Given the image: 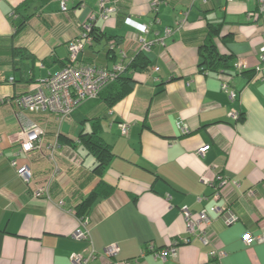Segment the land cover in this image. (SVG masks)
<instances>
[{"label":"crops","instance_id":"crops-1","mask_svg":"<svg viewBox=\"0 0 264 264\" xmlns=\"http://www.w3.org/2000/svg\"><path fill=\"white\" fill-rule=\"evenodd\" d=\"M25 1L0 0V264H71V255L88 258L91 248L95 255L87 264H215L211 251L223 253L220 264H264V61L258 59L264 54V16H249L255 2L159 0L152 9L154 0H71L61 12L59 0H28L11 17ZM101 2L114 8L106 19ZM27 15L33 16L13 38L14 25ZM89 21L100 36L79 55L84 65L111 69L118 61L114 54L133 57L140 39L151 43L143 52L150 63L132 74L131 91L112 106L101 95L85 101L61 122L51 113L17 107V97L60 72L66 44ZM213 27L217 53L230 59L227 71L199 68L200 47ZM160 38L164 46L154 44ZM13 48H24L35 60L14 55ZM238 61L239 73L232 69ZM25 120L44 129L40 148L29 153L13 140ZM92 120L112 153L98 171L78 141L91 132ZM125 123L129 129L122 135ZM20 167L28 169V182L17 173ZM216 176L227 181L218 201L201 181ZM40 188L45 194L36 197ZM88 197L79 215L76 208ZM213 205L230 208L238 220L226 226L209 213V244L203 245L187 233L181 212ZM81 218L88 221L91 243L72 237ZM245 234L263 240L245 244ZM184 239L174 255L154 258ZM109 245L119 250L113 259L104 253Z\"/></svg>","mask_w":264,"mask_h":264},{"label":"built area","instance_id":"built-area-1","mask_svg":"<svg viewBox=\"0 0 264 264\" xmlns=\"http://www.w3.org/2000/svg\"><path fill=\"white\" fill-rule=\"evenodd\" d=\"M71 0H59V6L61 12L68 11V3ZM190 3H193L196 0H187ZM202 3H205L207 0H199ZM228 3L234 0H226ZM254 1L256 4L255 14H249L250 17L254 15L264 16V0H249ZM159 3V0H154L151 8L154 9L155 6ZM101 14L100 16L103 19H106L112 12H114L113 7H105L104 3H100ZM93 21V18L91 19ZM91 21L83 25V28L77 38H74L66 44L67 50V60L63 68L59 73L55 75H50L43 79L35 90L28 94H23L17 97L14 101L22 110L41 113L47 112L55 115L58 122L63 121L67 118L72 111L78 107L81 103L89 100H94L99 97L101 92L109 84L113 83L117 79V74L122 70L121 64L114 65L110 70L104 68H95L93 66L84 65L78 61L79 54L84 49L86 44H90L91 37L89 36L91 29ZM126 24L134 26L141 33L145 34L148 32L145 25H140L135 22H132L131 19H126ZM185 23V18L181 21H178L176 24V29H179ZM171 29L167 28L165 34L169 35ZM154 44L159 46H164L163 39H157L154 41ZM151 43L145 42L143 39L139 40V51H148ZM259 62L264 61V54L260 53ZM233 69L237 73L241 72L243 69V64L241 61H238L233 64ZM256 71H260V67H256ZM223 90L227 89V83H222L221 85ZM235 93L229 91V98L233 99ZM231 119L236 120L238 115L235 111L229 113ZM129 129L127 123L120 124V133L125 135ZM182 132H187V129L182 128ZM44 136V129L40 127L36 122L32 120H25L22 123L21 129L13 136V140L19 144V149L23 153H29L40 148L42 138ZM58 144L57 141L50 146L49 150L55 151ZM205 147L198 151L199 154L204 152ZM17 173L19 176L26 182H28L30 173L26 167L18 168ZM202 183L212 188L213 193L212 197L214 200L218 201L221 197V189L225 186L227 181L222 178V176H216L215 179L209 180L205 177L201 178ZM237 185L236 183H232ZM45 194V188H40L39 191L35 192L36 197H41ZM202 198H198L197 201L200 202ZM209 213L215 214L220 218L226 226H230L237 222V215L228 207H220L218 205H213L209 209H201L196 214H192L189 210H182L181 214L186 223L187 233L189 235H195L203 245H208L209 240L205 236V229L210 224L211 219L209 218ZM88 221L85 218L79 219V229H77L72 237L76 240L86 241L91 243L89 230L87 228ZM261 237L253 238L249 234L243 236V242L249 244L253 241H262ZM188 242V239L182 241H174L170 245L166 246L165 249L160 250L159 252H154V258H159L164 260L166 256L174 255L175 248L181 244ZM118 247L116 245H109L104 249L106 257L113 259L118 253ZM95 251L91 248L90 255L88 258H85L82 255L73 254L70 256L71 264H87L89 260L94 258ZM223 253L217 251H211L209 253L210 258L216 260L215 264H220V259L222 258ZM109 264H129L125 263H116L110 262Z\"/></svg>","mask_w":264,"mask_h":264},{"label":"trees","instance_id":"trees-1","mask_svg":"<svg viewBox=\"0 0 264 264\" xmlns=\"http://www.w3.org/2000/svg\"><path fill=\"white\" fill-rule=\"evenodd\" d=\"M27 2L28 0L25 1L22 5L17 6L14 9L13 13L11 14V17L19 14L20 9L26 6ZM32 16L33 15L23 16L22 21L19 22L17 25H14L13 38L26 27L27 21L30 20ZM217 33H218L217 28L213 27L210 30L209 34L207 35L204 43L200 47L199 51H200L201 62L199 68L201 69V71L206 70V71L220 72L223 70L227 71L231 68L229 63L230 60L229 57L219 55L215 49V44L213 39L217 35ZM89 36L91 37V41L99 38L100 36L98 31L94 28L93 24L91 25ZM109 39L111 40V37H108V41H110ZM90 44H92V42ZM108 48L110 52L115 53L114 43L112 44L111 41ZM14 50L16 52L14 51L15 54L14 53L13 54L16 55V53H19L20 58H24V57L30 58L32 63L35 60L31 56V54H29V52L28 54H25V52H23L26 51L24 48L23 49L15 48ZM114 56L118 59L115 65L121 64L122 70L118 72L117 79L113 83L105 87L103 92H101L100 94L101 95L100 97L105 103H107L108 106H112L113 104L121 100L124 96H126L128 92L131 91L134 84L132 74L137 71H143V69L146 68L147 65H149L150 63L147 60V58L144 56L143 51H137L133 57H127L124 51H120L116 55L114 54ZM78 61H81L80 58H78ZM13 65H14V59H13ZM239 120H242V118L240 117ZM91 123H92L91 132L86 134H81L79 136L78 141L93 156L96 163V166L93 171H98L107 165L112 153L110 147L102 140L101 136L97 131L98 122L96 120H92ZM89 200H90L89 197L86 198L76 208L77 209L76 211L79 215L85 214Z\"/></svg>","mask_w":264,"mask_h":264},{"label":"rangeland","instance_id":"rangeland-1","mask_svg":"<svg viewBox=\"0 0 264 264\" xmlns=\"http://www.w3.org/2000/svg\"><path fill=\"white\" fill-rule=\"evenodd\" d=\"M100 14H101V9H100Z\"/></svg>","mask_w":264,"mask_h":264}]
</instances>
